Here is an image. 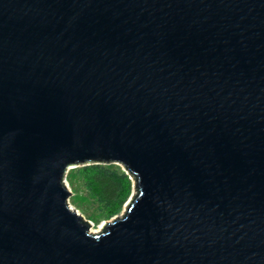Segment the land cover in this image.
Masks as SVG:
<instances>
[{
	"label": "water",
	"instance_id": "obj_1",
	"mask_svg": "<svg viewBox=\"0 0 264 264\" xmlns=\"http://www.w3.org/2000/svg\"><path fill=\"white\" fill-rule=\"evenodd\" d=\"M0 264H264V0H0Z\"/></svg>",
	"mask_w": 264,
	"mask_h": 264
},
{
	"label": "trees",
	"instance_id": "obj_2",
	"mask_svg": "<svg viewBox=\"0 0 264 264\" xmlns=\"http://www.w3.org/2000/svg\"><path fill=\"white\" fill-rule=\"evenodd\" d=\"M83 170L87 193L105 211L107 217L117 215L132 192L129 175L109 165H91L84 167Z\"/></svg>",
	"mask_w": 264,
	"mask_h": 264
},
{
	"label": "rangeland",
	"instance_id": "obj_3",
	"mask_svg": "<svg viewBox=\"0 0 264 264\" xmlns=\"http://www.w3.org/2000/svg\"><path fill=\"white\" fill-rule=\"evenodd\" d=\"M111 168H119L123 171V168L120 165L111 164ZM84 167H74L68 171L66 176V185L68 186L71 196L68 200L70 206L78 212L86 221H89L92 224L91 232H99L105 222L112 221L116 217L120 216L125 208L115 216L109 218L107 217L105 211H103L98 204L91 198L87 193V190L84 185ZM130 177V176H129ZM131 179V177H130ZM132 181V192H134V182ZM129 197V198H130Z\"/></svg>",
	"mask_w": 264,
	"mask_h": 264
},
{
	"label": "bare ground",
	"instance_id": "obj_4",
	"mask_svg": "<svg viewBox=\"0 0 264 264\" xmlns=\"http://www.w3.org/2000/svg\"><path fill=\"white\" fill-rule=\"evenodd\" d=\"M94 233V232H93ZM97 233V232H96Z\"/></svg>",
	"mask_w": 264,
	"mask_h": 264
}]
</instances>
